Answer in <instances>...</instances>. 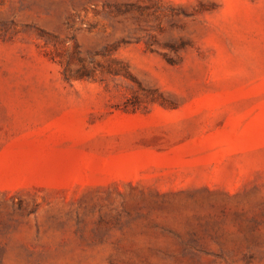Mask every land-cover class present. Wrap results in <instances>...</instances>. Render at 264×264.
Masks as SVG:
<instances>
[{
  "label": "rangeland",
  "instance_id": "rangeland-1",
  "mask_svg": "<svg viewBox=\"0 0 264 264\" xmlns=\"http://www.w3.org/2000/svg\"><path fill=\"white\" fill-rule=\"evenodd\" d=\"M0 264H264V0H0Z\"/></svg>",
  "mask_w": 264,
  "mask_h": 264
}]
</instances>
